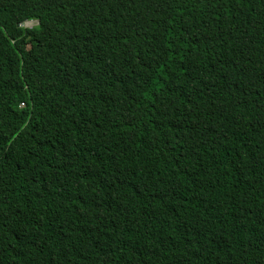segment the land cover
Returning <instances> with one entry per match:
<instances>
[{
  "label": "trees",
  "instance_id": "16d2710c",
  "mask_svg": "<svg viewBox=\"0 0 264 264\" xmlns=\"http://www.w3.org/2000/svg\"><path fill=\"white\" fill-rule=\"evenodd\" d=\"M0 264H264V0H0Z\"/></svg>",
  "mask_w": 264,
  "mask_h": 264
},
{
  "label": "rangeland",
  "instance_id": "374dc122",
  "mask_svg": "<svg viewBox=\"0 0 264 264\" xmlns=\"http://www.w3.org/2000/svg\"><path fill=\"white\" fill-rule=\"evenodd\" d=\"M38 22L39 20L37 19H29V20L24 21L22 25L27 26V27H33V26L38 25Z\"/></svg>",
  "mask_w": 264,
  "mask_h": 264
},
{
  "label": "clouds",
  "instance_id": "9594fccd",
  "mask_svg": "<svg viewBox=\"0 0 264 264\" xmlns=\"http://www.w3.org/2000/svg\"><path fill=\"white\" fill-rule=\"evenodd\" d=\"M22 24V23H21ZM25 27H27V26H25Z\"/></svg>",
  "mask_w": 264,
  "mask_h": 264
}]
</instances>
